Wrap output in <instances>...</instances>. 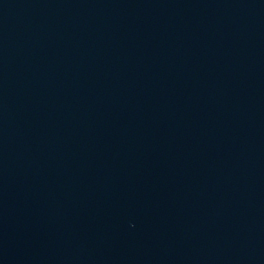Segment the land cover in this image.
Segmentation results:
<instances>
[{
	"label": "water",
	"instance_id": "95a60500",
	"mask_svg": "<svg viewBox=\"0 0 264 264\" xmlns=\"http://www.w3.org/2000/svg\"><path fill=\"white\" fill-rule=\"evenodd\" d=\"M0 264H264V0H0Z\"/></svg>",
	"mask_w": 264,
	"mask_h": 264
}]
</instances>
